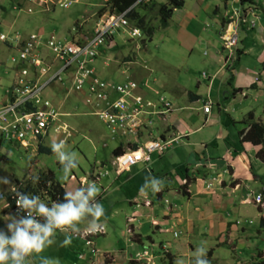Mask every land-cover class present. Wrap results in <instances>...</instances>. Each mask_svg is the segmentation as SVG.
Listing matches in <instances>:
<instances>
[{
  "label": "crops",
  "instance_id": "1",
  "mask_svg": "<svg viewBox=\"0 0 264 264\" xmlns=\"http://www.w3.org/2000/svg\"><path fill=\"white\" fill-rule=\"evenodd\" d=\"M155 1L162 3L164 0ZM189 2L191 3L187 4L184 0L183 6L173 11L165 26L167 28L171 20L175 19L173 24L181 33L188 34L186 37L193 40L192 44L191 41L185 43L184 56H179L178 60L174 58L177 56L175 48L177 43H174L173 54L160 53L159 56H153L149 55L148 50L139 48V52L132 54L130 59H123L128 56L124 55L120 66L119 60H114L118 69H121L123 64L132 63L121 73L125 74L129 70L131 79L139 82L140 85L144 83L148 85V87L142 85L136 91L137 94L153 102H156L160 94L172 104L171 110L162 116H147L146 127L139 133L137 144L156 137L162 140L176 138V141L167 146L163 153L154 152L148 162H139L127 171L116 173L112 168L117 175L126 174L121 185L118 184L119 188L114 187L122 175L115 179L107 170V174L101 177V179L106 178L105 186L102 185L104 188H100V194L109 192V197H115L112 194L122 186L129 189V195L123 199V203L126 202L124 220L129 229L139 234L137 243L142 244L147 241L155 245L158 240V244L164 247L162 234L177 228L183 235V243L187 246L185 252L187 259L184 264H193L196 245L191 242L192 239L199 243L201 241V244L209 240L214 245H219L220 251L230 248L232 252H236L245 249L252 239L260 240L264 228V211L260 204H256L253 200V197L260 193L264 202V162L256 157L258 147L251 143H242L238 134L240 129L246 127V123L241 120L249 111L253 112L254 118H260L264 123V46L257 50L250 45L243 47L241 44L243 38L239 31L237 48L239 47L241 51L233 67L230 70L224 69L219 42L224 12L241 11L246 5L241 4L240 7H233L230 10L228 0H219L210 9L209 5H202L203 0ZM236 2L237 0H232V3ZM245 3L264 12V0L245 1ZM243 10L245 15L246 9ZM222 12L220 20L217 24H213L214 30H209V25L203 20L207 16H218L217 14ZM258 34L256 36L264 41V23L259 26ZM152 37L153 33L149 40ZM197 39L205 41L214 51L207 58L195 63L196 58L192 54ZM113 46L112 44L109 48L103 49L102 53L105 54ZM139 53L143 56L144 64L135 61ZM102 55L99 58H105ZM238 62L240 63L237 66ZM195 64L207 69L206 73L209 76L204 84L193 78V73H190V69L196 66ZM183 66L188 68V76L181 74L184 71ZM137 72L139 75L136 74ZM154 72L157 75L152 76ZM231 73L233 78L228 82ZM236 88L240 90L233 93ZM54 89L59 90L60 95L66 94L57 86H54ZM51 100L57 105L56 94ZM207 103L210 104V109L206 113L203 112L202 107ZM153 117L159 122L156 127L153 126ZM131 140L126 138L124 144L119 145L123 150L126 146L132 148L135 143ZM95 169V166L92 167L81 177L88 182L93 180L90 175ZM148 177H156L164 181L162 190L155 193L160 207L150 200L148 193L140 191ZM5 180L7 181L6 176L0 178V190L6 194L8 181L2 182ZM209 183H212V186L207 188ZM65 189L67 190L66 186ZM113 200L111 205L117 201V198ZM164 203L168 205L164 206ZM245 214L252 215L258 221L255 230L248 231L239 224L245 218ZM7 216L18 215L8 207L7 200H0V229L5 231ZM65 238V235L57 233L55 243L42 253L33 254L29 264H41V258H56L60 264H75V252L81 248L80 239H84L72 235L71 243L64 245ZM212 248L211 251L210 249L206 251L210 253L209 264H216L218 260L228 264H242L241 262L245 261L232 254L229 256L227 254L228 257L221 260L214 257L217 249L215 246ZM164 252L171 254L167 250ZM172 256V264H174L175 256ZM77 257L82 258V255L79 254ZM99 257L90 256L86 264H100ZM251 258L253 259L252 255ZM103 264L106 263L103 261Z\"/></svg>",
  "mask_w": 264,
  "mask_h": 264
},
{
  "label": "rangeland",
  "instance_id": "2",
  "mask_svg": "<svg viewBox=\"0 0 264 264\" xmlns=\"http://www.w3.org/2000/svg\"><path fill=\"white\" fill-rule=\"evenodd\" d=\"M105 1L106 0H77L74 2L71 1V5L67 7L56 5L54 9L50 11L26 14L23 12L15 13L11 11V4L13 0H0V20H2L5 26H7H0V29L5 32L9 30L13 31L14 29H20L26 33L39 31L38 33H42L44 35L53 33L58 37H68L73 36L71 35L73 32L72 28H74L77 24L82 27L79 37L86 40L88 37L92 36L95 22L100 18L97 15V11ZM189 1L191 0H186L187 4L191 3ZM218 2L219 0H203L202 5H209V8L212 9L213 4H217ZM159 4L160 3H157L155 0H149L141 7L136 8L138 15L143 18L142 27L144 32L146 33L149 28H153L154 30L151 40H146V42L137 38L129 40L128 35L122 32V28L114 29L113 41H110L109 45L107 44L106 47H104L109 48V46L113 44V48L106 51L105 54H101L105 58H99V56L96 61L97 71H95V73L98 74L103 81L116 83L123 81L125 77H129V70V72L126 71L125 74H122L121 71L127 70L132 63H128L129 65L123 64L122 68L118 69L116 68L117 65L114 64V60H119L118 65L120 66L124 55L128 56L123 57V59H130L132 54L137 51L139 52V48L148 50L149 55L159 56L160 53L173 54L172 51L174 47L172 45L177 43L175 46L177 56L174 58L178 60L179 56H184L186 51V48H184L185 43H189L191 41L190 44H192L193 40L186 37L188 34L184 32L181 33L178 27L173 24L176 21L175 19L171 20V23L167 28L161 25L160 14L158 12ZM241 4L246 5L244 7L246 11L247 8L251 6L254 8V12L256 14L254 17L248 13V22L244 24L241 23L239 27L240 35L243 38V42L241 44L243 47L244 45H250L253 46L255 50L260 49L264 46V41L260 40L256 35L258 34L259 26L264 23V12L260 11L259 8L255 6L246 4L245 1L240 2V0H237L236 3H232V0H228V9L231 10L233 7L238 8ZM243 9H241L242 14H244ZM104 14L109 15L110 13L106 11ZM222 14L223 12L221 14H217L218 16L210 15L203 20L204 23L209 25V30H214L213 24H217ZM249 20H255V28H248ZM136 21V19L131 20L130 26H133L134 24L136 25ZM223 25L224 22L220 27V30H222L221 33L223 32ZM147 34L148 33H146V36L148 38L149 36ZM181 34L182 36L180 37ZM195 47L196 48L193 50L192 54V56L196 58L195 63H198L203 58H207L210 56L211 52L214 51L213 48L210 45H206V42L202 41V39L199 41L197 39ZM15 53L16 51L12 49V47L8 46L6 43L0 42V101L4 98L7 86L14 79V67L10 61V57ZM135 61L138 64H144V62H142L143 56L141 53H139ZM239 63L240 62L237 63V66ZM182 69L184 71H182L181 74L183 73L188 76V68L183 66ZM206 71L207 69L203 68L202 65L192 66V69H190V73H193V78H196L202 84H204L209 76ZM233 72L235 73V70ZM136 74L139 75V72ZM151 75L155 76L157 73L155 74L154 72ZM58 93L59 90L54 89L51 90V93L47 94L53 99L56 94V104L58 108L60 107V112L69 113L71 115L63 118L66 121L67 131L66 133L61 132V134L57 132L49 133L50 135H47L48 137H46L43 145L51 150L50 145L52 143L64 141L65 150L68 152H75L77 154L78 167L72 170L69 177L65 178L60 163L53 153H38L37 147L24 149L19 146L18 143H10L2 140L0 142V178L6 176L8 181L6 186L7 192H11L12 187L17 188V180L22 184H36L33 182L32 178L37 176L39 173H45L49 170L52 171L54 181L59 182L64 189L66 186L68 191H72L75 188L82 186L79 181V177L85 175L86 172L90 171L94 166L96 169L92 174L93 176L98 175V173L102 170V166L103 169L108 170L115 179H118V176L122 175L115 174L110 165V160L113 155L112 150L120 143L124 144L126 137L132 139L131 142L138 140L140 137L139 132L135 136L111 135L108 128L102 123V121H100L96 115L90 113V108H88L81 101V96L74 94L73 92L62 95ZM63 100H65V102H63ZM152 121L154 127L159 124L156 117H153ZM128 149H131V147L126 146L125 150ZM125 175L126 174L119 178L116 187L114 188H119L118 184L121 185L120 183ZM82 180H84V178ZM94 180L99 183L96 184L100 188L105 186V177L102 179H95L94 177ZM47 185L49 186V183ZM128 190L122 186L112 194V196L115 197H109V192H104L97 197V199L102 203L105 211V215L100 220V223L104 225V228L103 231L96 233V236H94L95 234H92L94 237L91 241H89V246L91 247H87L86 245L84 246L85 240L80 239V244L82 245L81 248L75 252V264H86L87 261H89L90 256L93 255L100 256V264H103V261H108V263L112 264H169L168 259L164 255V250L169 251L175 256L174 264L178 259H182L185 262L187 259L185 256L187 246L183 243V235L178 232L179 230L177 228H173L170 232L162 234L164 247H161L158 244V240H156L155 245H151L147 241L142 244L132 241L134 238H137L139 234L137 231L129 229L124 220V207L126 206V202L123 203V199L126 195H129ZM147 193L150 200H152L156 206L160 207L156 194L150 190L147 191ZM38 196H40L41 200L49 206H51L53 202H56L50 201V198L47 197V193L44 190L39 191ZM113 198H117V201L111 205L110 203L114 201ZM167 205V203H164V206ZM244 216L245 218H243L239 224L248 231L255 230L259 224L256 218L250 214H245ZM79 227L82 231V229L87 227V223H81ZM173 230L176 233L175 236H172ZM262 230L263 236H261L260 240L259 238L252 239L245 249L236 250V252H232L230 248H224L220 251V246H217L216 244L214 245L209 240H206L203 244H201V241L199 243V241L195 239H192L191 242L196 245L195 250L199 247H203L206 251L209 249L211 251L213 249L212 247L215 246L217 253L214 254V257H218L221 260L226 259L230 254H232L233 256H237L245 260L241 262L242 264H249L250 262L264 260V228ZM76 235L83 238L84 230ZM145 250L147 251V254H144L143 251ZM259 251L262 253L261 259H256L257 261L253 260L251 255L256 256ZM208 252H206L207 259L210 257V253ZM79 254L82 255V258L77 257ZM101 256L103 257L101 258ZM219 261L220 260L215 263L228 264V262Z\"/></svg>",
  "mask_w": 264,
  "mask_h": 264
},
{
  "label": "built area",
  "instance_id": "3",
  "mask_svg": "<svg viewBox=\"0 0 264 264\" xmlns=\"http://www.w3.org/2000/svg\"><path fill=\"white\" fill-rule=\"evenodd\" d=\"M55 3L65 7L71 4L67 0H21L14 8L32 13L37 9L49 10ZM248 13L256 16L252 8H248L245 15L238 10L224 14L229 20L219 37L221 48L225 52L222 63L224 68L230 66L235 58L239 25L248 22ZM255 26V20H249L248 27ZM115 28H122L132 39L142 37L140 29L128 27L124 13L101 15L95 22L92 36L86 40L81 39L80 34L76 35L75 29L73 36L68 37L38 32L24 37L20 31H14L11 35L0 32V41L16 48V54L10 58L15 76L0 101V139L31 149L51 132L66 133L67 125L63 118L70 114L60 112V107L47 94L51 93L54 86L64 93L73 92L81 96V101L90 108V113L102 121L111 135L135 136L146 127L147 116L159 117L171 110V102L160 94L156 102H153L136 93L142 85L148 87L145 83L140 85L125 77L123 81L111 84L95 73L96 61L101 55L99 49L113 41ZM209 109L208 103L202 107L206 113ZM173 141L176 138L162 140L156 137L141 144L134 140L136 148L128 149L127 153L115 157L110 164L116 172L127 170L138 162H148L154 152L163 153ZM106 173L107 171L99 172L95 179ZM85 182V179L81 181L82 184ZM13 198V211L18 216L26 215L17 208L16 194ZM254 200L261 203V194H256ZM90 235L92 234L84 231L83 238H86L88 245Z\"/></svg>",
  "mask_w": 264,
  "mask_h": 264
},
{
  "label": "clouds",
  "instance_id": "4",
  "mask_svg": "<svg viewBox=\"0 0 264 264\" xmlns=\"http://www.w3.org/2000/svg\"><path fill=\"white\" fill-rule=\"evenodd\" d=\"M20 1L21 0H13L11 4V11L15 13L23 12V11H17L14 8L15 5ZM56 1L57 0H54V2ZM67 1L74 2L77 0H67ZM147 1L149 0H141V1L137 0L136 3H145ZM136 3L134 5H136ZM56 5L58 4L55 3L54 5H51L50 9L46 11H50L54 9ZM248 8H252V7L249 6ZM252 9L254 10V8ZM46 11L37 9L33 11L32 13H26V12H23V13L35 14V13H43ZM226 12H224V14ZM228 13H231V12H228ZM111 14H116V13H111ZM223 19H224L223 20L224 21L223 29H224V27L226 26V23L229 20L225 18L224 15H223ZM0 26L7 27L4 25L2 20H0ZM128 27L129 28L136 27L141 30L142 37L137 38V39H140L141 41H144V42H146V40H149L144 30L137 27L136 25L130 26L129 20H128ZM73 29H75V27L72 28V30ZM14 31H20L24 37L32 33V32L26 33V32L21 31L20 29H14L13 31L9 30L7 32L2 31L0 29V32L6 33L8 35H11ZM74 32H76V29ZM74 32H72L71 35H73ZM122 32L127 35V33L124 32L123 30ZM77 34H80V33H77ZM128 38L129 40L135 39V38L132 39L129 36ZM238 39H237V44H238ZM219 42H220V39H219ZM2 43H5V42H2ZM6 44L12 47L10 44L8 43ZM237 44L234 49L235 58L233 62L231 63L230 66H227L226 68L223 67L224 69L230 70L233 67L236 61V58H237ZM12 49L16 51V48L12 47ZM103 49L105 48H102V50ZM220 52L223 54V60H224L225 52L222 50L221 45H220ZM223 60H222V63H223ZM14 74H15V70H14ZM45 139L41 140L42 144L45 141ZM1 141L2 140L0 139V142ZM50 148H51L52 153L56 156L57 160L60 163L64 177L65 178L69 177L72 173V170L78 167L77 154L75 152L66 151L64 141L54 142L50 145ZM135 148L132 147L130 150L135 149ZM127 152L128 150H124L123 154ZM115 157L117 156L113 155L112 159H114ZM111 160H110V163H111ZM127 170H124V171H127ZM104 171H107V170L103 169V166H102V170L100 172H104ZM116 173H119V172H116ZM92 174L90 175V177L93 179V181L88 182L87 179H85L84 177H81L79 180L80 183L83 178L86 180L84 184L81 183L82 186L77 187L72 191L65 190V195H64L65 202L63 203L53 202L51 206L44 203L41 200L40 196L38 195L36 196L25 195L17 191L16 188L12 187L11 198L14 200L13 196L16 194L17 208L21 212L26 213V215L7 216V219H5L6 231L3 229H0V264H29V259L33 256V254L42 253L47 247H50L55 243V237L57 233L65 235L66 238L63 241V244L69 245L71 243V236L74 234H79L81 232V228L79 227L81 223L86 222L87 227L84 229V231L89 234H95L94 236L97 235L96 233L103 231L104 225L100 223V220L105 215V211H104V207L102 203L97 199L98 195L100 194L101 189L95 183L96 182V180H94L95 176H93ZM106 174H102L99 177V179H101V177H103ZM32 180L34 183H37L38 176L33 177ZM2 182L7 183L6 180ZM163 184H164V181L159 178L148 177L146 178L145 183L141 187L140 191L145 194L149 190L152 191L153 193H159L162 190ZM209 184H211L212 186V183H209ZM209 184L206 186L207 188L211 187L209 186ZM7 193L8 192H6V194ZM6 194L0 190V200H7ZM257 194H260V193H257ZM255 196L253 197V200L255 199ZM255 203L260 204V207H262L264 211L263 197H262L261 203H257V202ZM175 235L176 233L174 234V236ZM94 236L90 235L88 239H90L91 241ZM84 240L86 243V238ZM86 245L89 246L88 244ZM165 253L166 252H164V254ZM193 256H194L193 264H209V260L207 259V253H206L205 248L203 247L197 248L195 252L193 253ZM41 264H60V261L56 258H41ZM175 264H184V261L182 259H178L175 262Z\"/></svg>",
  "mask_w": 264,
  "mask_h": 264
},
{
  "label": "trees",
  "instance_id": "5",
  "mask_svg": "<svg viewBox=\"0 0 264 264\" xmlns=\"http://www.w3.org/2000/svg\"><path fill=\"white\" fill-rule=\"evenodd\" d=\"M137 0H106L104 4L98 9L97 15L100 16L104 12L108 11L109 13H125V16L128 18L129 21L136 19V26L143 29V18L140 17L137 13L136 8L141 7L145 3H136ZM243 1H252V0H240V2ZM136 3V5H134ZM184 0H164L162 3L158 6V12L160 14V22L163 27L167 25L168 19L172 16L173 11L175 9H179L183 6ZM135 25V24H134ZM81 25L75 26L76 29V35L77 33H81ZM144 30V29H143ZM153 28H149L146 33L149 36L148 39H150ZM239 47L237 48V56L240 53ZM100 54L102 53V49H99ZM233 78V74L231 73L229 81L231 82ZM115 84V83H111ZM240 88L234 89L235 93L236 91H239ZM242 122L246 123V127L239 130V140L242 143H251L258 147L256 151V157L259 158L261 161L264 162V123L262 119L260 118H254L253 112L249 111L246 113L245 117L241 120ZM136 145L133 146L135 148ZM37 152L38 153H52L49 148L44 146L42 144V141L39 142L37 146ZM112 153L114 156H118L124 153V150L121 145L116 146ZM38 182L34 185L31 184H22L18 180L17 188L16 190L19 191L22 194L25 195H31L36 196L38 195L39 191L44 190L47 193V197L50 198V201H56L57 203H63L64 201V195H65V189L59 184V182L54 181V178L52 176V171H48L45 173H39L38 175ZM49 183V186L47 185ZM12 193L8 192L6 194V198L8 201V207H13L14 200L11 198ZM133 241L138 242L139 241V235L137 238H134ZM165 257L168 259L169 264H172V258L173 256L166 252ZM253 260L261 259L262 253L261 251L257 252L256 256H253ZM106 264L108 263L105 262ZM249 264H264V260H260L258 262H250Z\"/></svg>",
  "mask_w": 264,
  "mask_h": 264
}]
</instances>
